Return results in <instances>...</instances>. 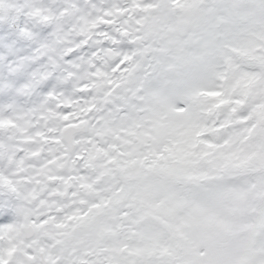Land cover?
I'll return each instance as SVG.
<instances>
[{
  "label": "snow or ice",
  "instance_id": "1",
  "mask_svg": "<svg viewBox=\"0 0 264 264\" xmlns=\"http://www.w3.org/2000/svg\"><path fill=\"white\" fill-rule=\"evenodd\" d=\"M0 264H264V0H0Z\"/></svg>",
  "mask_w": 264,
  "mask_h": 264
}]
</instances>
